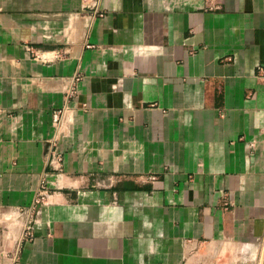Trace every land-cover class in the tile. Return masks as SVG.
Listing matches in <instances>:
<instances>
[{
    "label": "crops",
    "instance_id": "obj_1",
    "mask_svg": "<svg viewBox=\"0 0 264 264\" xmlns=\"http://www.w3.org/2000/svg\"><path fill=\"white\" fill-rule=\"evenodd\" d=\"M263 256L264 0H0V264Z\"/></svg>",
    "mask_w": 264,
    "mask_h": 264
},
{
    "label": "rangeland",
    "instance_id": "obj_2",
    "mask_svg": "<svg viewBox=\"0 0 264 264\" xmlns=\"http://www.w3.org/2000/svg\"><path fill=\"white\" fill-rule=\"evenodd\" d=\"M39 198L40 199L35 200L31 206L16 210V214H14L15 212H13L14 215L11 214L12 215L11 218L13 219V221L16 219L17 214L21 213L24 216V220L22 221V225H24V228L26 226H28L30 224V222H28V221L26 222V220L33 213V211H37L38 206H39L38 204L41 202V197H39ZM12 219H11V221H12Z\"/></svg>",
    "mask_w": 264,
    "mask_h": 264
},
{
    "label": "built area",
    "instance_id": "obj_3",
    "mask_svg": "<svg viewBox=\"0 0 264 264\" xmlns=\"http://www.w3.org/2000/svg\"><path fill=\"white\" fill-rule=\"evenodd\" d=\"M81 1H82V4L85 8H90L93 11H95L101 0H81ZM61 118H62V112L59 111L56 115V120H55V127L56 128H59V122H61ZM26 227L29 228V225ZM27 228H25V229H27ZM30 236H31L30 234L27 235V238L29 239Z\"/></svg>",
    "mask_w": 264,
    "mask_h": 264
},
{
    "label": "water",
    "instance_id": "obj_4",
    "mask_svg": "<svg viewBox=\"0 0 264 264\" xmlns=\"http://www.w3.org/2000/svg\"><path fill=\"white\" fill-rule=\"evenodd\" d=\"M261 264H264V256H263V260H262V263Z\"/></svg>",
    "mask_w": 264,
    "mask_h": 264
}]
</instances>
